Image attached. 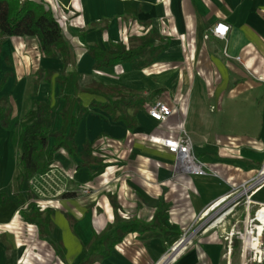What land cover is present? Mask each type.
I'll return each instance as SVG.
<instances>
[{
  "label": "crops",
  "instance_id": "crops-1",
  "mask_svg": "<svg viewBox=\"0 0 264 264\" xmlns=\"http://www.w3.org/2000/svg\"><path fill=\"white\" fill-rule=\"evenodd\" d=\"M36 1L55 10L72 62L65 68L61 55L47 57L36 37L3 43L0 81L11 75L0 98L10 96L12 116L8 128L0 122V264H171L178 250L165 254L182 233L263 166L264 0ZM218 22L230 26L227 37L206 38ZM119 45L136 59L95 68L90 48L115 54ZM156 100L173 110L164 122L148 113ZM35 101L51 102V131H74L75 142L73 155L57 152L53 167L69 190L48 203L54 213L45 227L24 218L31 202L47 208L29 198L20 164V132L36 120ZM110 102L116 114L104 108ZM183 134L207 175L175 174L174 155L154 141ZM252 199L264 204V185ZM244 216L241 206L172 264H242L238 241L228 258L226 236Z\"/></svg>",
  "mask_w": 264,
  "mask_h": 264
},
{
  "label": "trees",
  "instance_id": "trees-1",
  "mask_svg": "<svg viewBox=\"0 0 264 264\" xmlns=\"http://www.w3.org/2000/svg\"><path fill=\"white\" fill-rule=\"evenodd\" d=\"M63 1L68 2V0ZM11 36L36 37L47 57L56 58L61 55L65 68L72 62V50L64 38L62 25L56 17L55 10L44 1L0 0V56L3 43ZM118 47L119 52L115 54L96 47L90 48L89 54L95 59V68L111 67L120 63L133 62L136 59L138 55L136 50L127 49L124 45ZM43 74L44 71H38L39 80ZM10 75V72H6L1 77L0 89L7 83ZM56 80L61 89H64L68 82V75L62 72ZM35 87H38V80ZM35 103L37 104L36 120L30 125L23 126L20 132L22 144L20 164L23 167V179L30 183V187L27 189L30 199L38 198V194L33 189V180L52 170L57 152L61 148H65L70 154L75 153L74 131L69 136H66L62 131H51L53 117L56 114L51 102L35 101ZM104 108L115 114L118 112V106L114 102L107 103ZM11 116L10 96L1 97L0 122L3 128L9 127ZM51 137L55 138L52 147L50 146ZM92 154V143H87L83 149V162L89 167ZM10 201L11 199L7 197L1 203L6 204ZM30 204L33 205V212L30 215L24 214L26 221L43 225V227L52 223L50 217L54 213V208L47 207L41 210L34 202ZM51 243L56 246L54 242Z\"/></svg>",
  "mask_w": 264,
  "mask_h": 264
},
{
  "label": "built area",
  "instance_id": "built-area-1",
  "mask_svg": "<svg viewBox=\"0 0 264 264\" xmlns=\"http://www.w3.org/2000/svg\"><path fill=\"white\" fill-rule=\"evenodd\" d=\"M57 7L61 8L63 4L60 0H55ZM230 26L224 22H218L205 35L206 38L214 36L217 38H226ZM237 59H240L237 57ZM172 108L162 100H156L148 106V113L151 118L158 122H164L172 114ZM154 141L163 146L167 152L174 155V172L175 174H189L196 176H205L208 171L205 165L194 154V144L190 136L183 134L177 137L155 138ZM58 170L55 166L51 172ZM59 171V170H58ZM48 175V173L46 174ZM44 177V176H42ZM38 177L35 179V184L42 179ZM66 177V176H65ZM38 179V180H37ZM35 184H33L35 186ZM264 185V163L258 173L241 184L233 188V190L225 197L220 198L215 203L211 204L205 211H203L197 220L202 223L194 227L192 226L183 232L180 238L171 246L166 252V255H171L178 250L177 254L172 258L171 264L177 260L195 241V238L201 232L218 226L228 216H232L239 207L244 208L245 216L233 222L229 234L226 236L228 258L231 259L234 250V244L238 241L240 245V255L242 264H264V229L261 235L258 236V220L257 214L264 209V204H256L252 199V194ZM34 191L37 193L35 188ZM66 188L62 193L67 192ZM84 193L91 194L88 187L84 188ZM38 194V193H37ZM39 196V194H38ZM221 201V202H220ZM218 206H214L217 203ZM242 225V229L239 228ZM258 242V243H257ZM231 264V262H228Z\"/></svg>",
  "mask_w": 264,
  "mask_h": 264
},
{
  "label": "rangeland",
  "instance_id": "rangeland-1",
  "mask_svg": "<svg viewBox=\"0 0 264 264\" xmlns=\"http://www.w3.org/2000/svg\"><path fill=\"white\" fill-rule=\"evenodd\" d=\"M35 92L37 91L35 90ZM97 163H100V162L97 161ZM58 170L56 169L52 172L50 171L48 175H44V177H42V179L39 180L36 184L35 182L33 183L35 184V186L32 184L35 190L37 191V193L39 194L37 199H38V203L42 206V208L49 206L48 203H52L58 200L60 197V194L63 192L64 189L67 188V185H66L67 179L65 180V174L64 172H62L60 167H58ZM260 212L261 211L258 212L259 214H257V217H258V220L260 221V224L258 223V229L261 232L263 230L262 228H264V226L261 225L262 221L264 220V216H262ZM201 223L202 221L196 220L193 224L195 225L194 227H197ZM259 225L262 226V228ZM217 227L218 226L214 228H217ZM189 228H187L186 230H188ZM203 233L204 232H201L199 235ZM196 239L197 238H195V240ZM58 264H60V261H58Z\"/></svg>",
  "mask_w": 264,
  "mask_h": 264
},
{
  "label": "bare ground",
  "instance_id": "bare-ground-1",
  "mask_svg": "<svg viewBox=\"0 0 264 264\" xmlns=\"http://www.w3.org/2000/svg\"><path fill=\"white\" fill-rule=\"evenodd\" d=\"M221 202V201H220ZM219 202V203H220ZM218 204V203H217ZM262 232V231H261ZM261 232L259 231V229H258V236H260L261 235ZM258 243V242H257ZM178 252V251H177Z\"/></svg>",
  "mask_w": 264,
  "mask_h": 264
}]
</instances>
